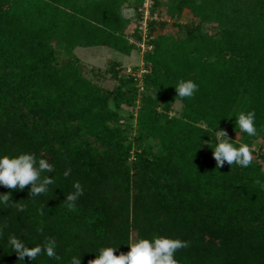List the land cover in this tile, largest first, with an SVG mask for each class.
<instances>
[{
    "label": "trees",
    "instance_id": "1",
    "mask_svg": "<svg viewBox=\"0 0 264 264\" xmlns=\"http://www.w3.org/2000/svg\"><path fill=\"white\" fill-rule=\"evenodd\" d=\"M130 2L0 0V157L31 153L54 167L42 173L54 180L45 194L0 186L25 206L0 202V264H67L77 252L88 264L102 247L119 255L131 239L156 236L189 242L175 254L179 264H264V164L216 169L212 155L220 129L239 136L237 147L264 138V0H171L176 26L185 11L197 21L183 37L149 42L141 79L114 65L118 86L107 90L75 51L129 56L128 39L141 40L122 14ZM142 3L133 6L137 16ZM181 79L198 85L193 97L176 96ZM176 101L182 110L171 116ZM253 110L257 132L249 136L236 117ZM74 182L83 195L69 210ZM12 234L27 247L53 238L64 260L20 261Z\"/></svg>",
    "mask_w": 264,
    "mask_h": 264
},
{
    "label": "clouds",
    "instance_id": "2",
    "mask_svg": "<svg viewBox=\"0 0 264 264\" xmlns=\"http://www.w3.org/2000/svg\"><path fill=\"white\" fill-rule=\"evenodd\" d=\"M200 0H197L199 5ZM122 14H126L122 10ZM176 96L180 98H191L198 91V85L192 80L181 79L175 85ZM236 127L243 133L249 136H255L257 129L255 126V111L247 113L240 112L236 117ZM217 144L213 148V158L216 161V169L223 168L227 163L240 167H248L253 161V148L246 143H240L235 146L228 138L227 131L220 129L215 133ZM54 171L52 164L45 158L37 159L35 154L22 153L16 157L4 155L0 157V186L9 190L23 191L29 185V197H36L45 194L49 190V185L54 183V180L48 176H43L42 173H51ZM71 174L68 169L64 172L65 178ZM255 183L260 184L259 180ZM74 192L68 194L65 198V205L69 210L75 209V202L83 195V187L79 182H74ZM264 187V185H262ZM0 202L5 207H15L18 212H23L25 206L12 202L11 191L0 195ZM3 227H7L4 224ZM39 231L43 232V229ZM3 229L0 228V235ZM8 244L12 251L17 254L20 261H24L27 257L29 261L37 260L41 255H45L49 259L63 261L64 258L56 252L57 242L53 238L45 237L43 245L27 247L21 239L15 234L8 237ZM129 251L116 254L117 249L114 247H102L98 250V256L95 259L88 261V264H179L175 258L178 250L187 248L188 241L181 239H173L164 236H156L151 240L147 238L131 239L127 244ZM67 264H81L80 254L69 255Z\"/></svg>",
    "mask_w": 264,
    "mask_h": 264
},
{
    "label": "rangeland",
    "instance_id": "3",
    "mask_svg": "<svg viewBox=\"0 0 264 264\" xmlns=\"http://www.w3.org/2000/svg\"><path fill=\"white\" fill-rule=\"evenodd\" d=\"M130 6L126 9L125 16L131 19V27L129 30V35H132L135 32L136 25L138 23L139 15L137 16L133 9L136 0H130ZM162 4L157 5L156 0H154L153 7V16L157 23V29L151 33L152 41L160 34H167L176 37L184 36V26L191 25L193 22H196L192 14L188 11H185L182 14V17L178 21L176 26L175 20L171 19L168 13V5L171 3V0H160ZM166 23L164 27H159V24ZM210 32H212L210 30ZM148 42L147 46L150 45ZM147 46L145 49L139 48L135 45V49L129 56L123 55L116 51H113L109 48L104 47H94V48H78L75 51L77 57L81 60L82 64L85 67V73L90 78V80L97 85L101 86L107 90H113L118 86V81L114 78L111 68L116 65L121 71V75L134 76L137 79H141L142 75L145 73L143 56L147 51ZM117 68V69H118ZM140 81L137 83L139 84ZM182 110V104L179 101L175 102L174 110L171 113V116H178ZM132 112L131 108H124L123 115L129 116ZM228 138L234 141L239 140V136L233 133L230 130H227ZM254 154L253 158L260 161L264 164V158L258 157V155L264 154V138L257 140L252 146Z\"/></svg>",
    "mask_w": 264,
    "mask_h": 264
},
{
    "label": "built area",
    "instance_id": "4",
    "mask_svg": "<svg viewBox=\"0 0 264 264\" xmlns=\"http://www.w3.org/2000/svg\"><path fill=\"white\" fill-rule=\"evenodd\" d=\"M153 7L154 0H143L142 5L139 7L137 11L139 18L135 31L138 33V37H140L141 40H137L134 36H131L128 40L132 45H136L142 49H145L147 46L151 38L150 23L156 20L152 12ZM147 48V51L152 49L151 45H148Z\"/></svg>",
    "mask_w": 264,
    "mask_h": 264
}]
</instances>
